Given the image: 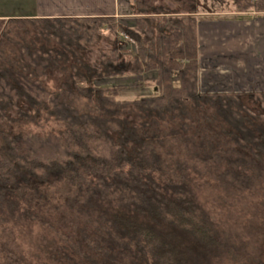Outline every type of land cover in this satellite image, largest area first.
Masks as SVG:
<instances>
[{
	"label": "trees",
	"instance_id": "1",
	"mask_svg": "<svg viewBox=\"0 0 264 264\" xmlns=\"http://www.w3.org/2000/svg\"><path fill=\"white\" fill-rule=\"evenodd\" d=\"M170 1L176 8L134 0L128 25L0 20V264H218L228 254L230 236L204 208L196 179L261 188L264 93H199L196 29L206 17L263 15L264 0H231L232 10L227 0ZM91 46H99L92 64ZM61 62H70L64 82L49 91L43 78ZM125 78L157 93L124 101L121 85H97ZM55 188L69 209L72 198L87 209V249L72 237L68 245L32 237V226L52 231L44 205ZM23 236L36 250L25 251Z\"/></svg>",
	"mask_w": 264,
	"mask_h": 264
},
{
	"label": "rangeland",
	"instance_id": "2",
	"mask_svg": "<svg viewBox=\"0 0 264 264\" xmlns=\"http://www.w3.org/2000/svg\"><path fill=\"white\" fill-rule=\"evenodd\" d=\"M211 2H215L214 0H210ZM17 4V0H13V3ZM133 2V0H130V4ZM227 3L231 7H229L231 10L233 9V6L231 5V0H227ZM225 2V3H226ZM157 5L165 6L166 8H176V5L174 2L170 0H156ZM214 7H217L216 4H214ZM264 16V14H252L253 17H261ZM203 19H207L203 18ZM117 22L128 25L130 23L129 18H120L115 19ZM17 26H11L12 31L8 34L9 38H14V32L17 31ZM251 29L255 30L254 27ZM249 34V33H248ZM245 33V35H248ZM23 36V33L21 34ZM31 35V34H30ZM256 33L251 35H248L247 43L252 42L255 45H258L254 42V37ZM25 36V35H24ZM23 36V37H24ZM213 36H217V33H214ZM27 40H30L31 37L25 36ZM216 38V37H215ZM17 39V38H14ZM228 41V40H226ZM131 43L127 42L126 45H124V50L128 52V50L132 49ZM103 43H100L99 46L104 47ZM91 46V48L87 49L85 51L86 57H84L87 61H89L90 64H92L97 56H98V48ZM2 47H4L5 52H12L15 45L12 42L5 41L3 39L2 41ZM10 49H6V48ZM240 52V49H238ZM258 50V49H257ZM257 50H254L251 52L253 55ZM241 53V52H240ZM127 55V54H126ZM241 55V54H240ZM245 56H248L247 53L243 54ZM128 56V55H127ZM260 54L257 57H253V64L257 66V71L260 72L262 68H264V62L261 60ZM226 63V62H225ZM70 62L63 63L61 62L60 67L56 70L49 71L47 73V76L43 78V87H45L49 91L56 90L59 85L64 82V75L62 68L65 66V68L69 66ZM225 66V64L220 65ZM244 67V66H243ZM241 66L240 69H243ZM250 72V71H249ZM251 72L248 73L249 78H252V80L256 81L259 77L258 73ZM229 75V74H226ZM246 75V76H247ZM229 77L230 79H234L236 76H233L232 73H230ZM257 77V78H256ZM259 79V78H258ZM131 82H133L132 79H119V80H111V81H100L97 82V85L101 86H111V85H121L123 95L121 96V100L124 101H132L136 99H141L143 97L151 96L152 94H156V88H154V85L151 83H142L138 86H130L127 87ZM124 85V86H123ZM258 86V84H257ZM259 87V86H258ZM199 93L201 91L199 90ZM251 93V92H249ZM254 93H259L258 91H254ZM235 94V93H230ZM254 110V108H253ZM256 124L258 123V120L256 121ZM216 133V131L214 132ZM264 159V158H263ZM263 163V164H262ZM258 167L261 169V172L264 175V162L256 163ZM261 166V167H260ZM201 170V169H198ZM197 183L200 186L199 194L200 199L204 204V208L208 209L216 218L215 220L218 221L221 228L223 229V232L227 233L230 236V242L227 245L226 252L228 254L224 257L218 258L216 261H219L218 264H254L258 261H264V178H262L261 188L258 183H256V187L252 189L251 191H245V192H239V191H233L228 189H225L222 187V183L219 182L220 180L213 178L212 176H206L204 174L203 179L202 176L198 175V178L196 179ZM203 180L204 183L202 182ZM53 189V191H55ZM57 191V190H56ZM227 191V192H225ZM54 196L51 195L49 202L45 203L44 205V215L46 217V220L51 223L52 225V231L46 230V232H42L43 230L40 227L32 226V237H36L37 234L44 233L47 236L55 237V239L58 240V243L61 245H68V243L65 242L64 238H67L70 240V237L73 238L74 241H77L79 248L81 249H87L85 239L90 238L92 239V229H88L89 225H83L84 221L90 219L89 215L85 211L83 207V204L80 200L76 201L71 199L73 201L74 206L72 209H69L67 207V204L62 201L63 198L69 197L67 194H62L59 191ZM64 198V199H65ZM57 206V208H56ZM82 207V209L80 208ZM86 209V208H85ZM87 210V209H86ZM71 224V225H70ZM74 228V229H73ZM60 231L62 233V238L58 237L54 231ZM83 231V233H82ZM55 233V234H54ZM68 236V237H67ZM27 237V236H26ZM25 236L21 237L20 240H17L20 242V244L23 246L25 251H34L36 250L35 247L29 246V241L27 240ZM83 237V238H82ZM64 241H63V240ZM74 243V242H73ZM93 246L100 248L103 246L102 243H92ZM93 248V247H92Z\"/></svg>",
	"mask_w": 264,
	"mask_h": 264
},
{
	"label": "crops",
	"instance_id": "3",
	"mask_svg": "<svg viewBox=\"0 0 264 264\" xmlns=\"http://www.w3.org/2000/svg\"><path fill=\"white\" fill-rule=\"evenodd\" d=\"M128 6L130 0H17V4L13 0H0V20L100 17L125 19L130 17ZM196 30L199 44L197 81L201 93H264V68L256 72L257 66L252 60L260 54L264 62V16L202 19ZM214 33H217L216 38ZM245 33H249L251 38L256 33L253 39L258 45L254 46L250 41L247 43L248 35ZM254 50L257 52L253 55L251 52ZM245 53L248 56L243 55ZM223 64L225 66H220ZM241 66H244L243 69H240ZM251 72L258 73L259 79L256 77L257 80L254 81L249 78L247 74ZM230 73L236 77L230 79Z\"/></svg>",
	"mask_w": 264,
	"mask_h": 264
}]
</instances>
